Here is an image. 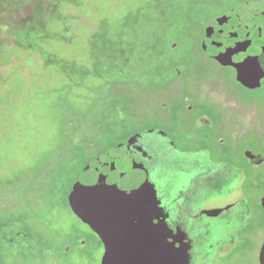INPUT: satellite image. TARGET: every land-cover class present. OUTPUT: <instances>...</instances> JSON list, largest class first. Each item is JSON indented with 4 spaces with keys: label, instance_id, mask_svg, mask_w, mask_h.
<instances>
[{
    "label": "rangeland",
    "instance_id": "obj_1",
    "mask_svg": "<svg viewBox=\"0 0 264 264\" xmlns=\"http://www.w3.org/2000/svg\"><path fill=\"white\" fill-rule=\"evenodd\" d=\"M239 1L0 0V264H100L99 238L68 204L74 180L89 160L152 125L147 115L162 87V67L203 64L200 22L217 23L215 16ZM204 63L213 73L210 86L225 79L238 99L258 102L254 113L263 111L256 136L248 130L229 157L244 175L247 216L236 246L215 263L259 264L264 164H246L242 150L264 156V86L244 89L227 70ZM190 81L192 91L204 93ZM176 119L173 133L185 147L188 137ZM203 148L212 153L211 145ZM23 210L41 220L42 240L31 235L23 243L11 219ZM234 210L213 218L222 237Z\"/></svg>",
    "mask_w": 264,
    "mask_h": 264
},
{
    "label": "flooded vegetation",
    "instance_id": "obj_2",
    "mask_svg": "<svg viewBox=\"0 0 264 264\" xmlns=\"http://www.w3.org/2000/svg\"><path fill=\"white\" fill-rule=\"evenodd\" d=\"M237 3L238 6L215 16L217 23H211L210 19L200 22L199 50L206 58L204 62L227 70L242 88L255 91L264 86V4L253 0H240ZM178 61L182 62L180 58ZM191 61L184 65L181 63V68L162 67V87L153 105L149 102L151 107L147 117L152 118V125L127 136L132 137L144 130L158 132L163 136V143L172 146L167 150L168 153L165 150L161 154L164 157L170 156L172 161H177L182 156H200L210 163L209 168L215 167V170L205 172L208 175L195 179L193 191L176 200L179 207L183 206L193 217L189 231L191 264H215L236 246L239 229L247 216L243 210L244 175L231 163L229 157L248 130L256 136L261 125L259 114L263 111L254 113L251 105H259L258 102L238 99L235 96L237 92L225 84V79L221 80V86H210L208 81L213 73L207 72V65L204 62L197 65L196 61ZM192 77L198 87H204V93L192 91ZM220 95L226 99L225 103L215 102L214 99ZM260 107L264 110V105ZM176 118L181 120L179 123L183 136L188 137L185 147L178 144V138L173 133L179 126ZM129 137L121 139L119 143ZM209 145L212 146V153L203 148ZM248 154L252 155L251 158ZM242 155L246 164L252 167L264 164L263 154L257 151L244 148ZM217 194L225 196L226 206L232 205L235 208L234 216L226 221V228L221 229L224 230V236L229 232L227 237L220 236L221 232H217L219 228L213 225L216 216L201 212L205 201L212 200L211 197ZM263 198L264 194L260 196L259 204L264 208ZM231 207L220 213L229 211ZM232 223L234 227H228Z\"/></svg>",
    "mask_w": 264,
    "mask_h": 264
},
{
    "label": "water",
    "instance_id": "obj_3",
    "mask_svg": "<svg viewBox=\"0 0 264 264\" xmlns=\"http://www.w3.org/2000/svg\"><path fill=\"white\" fill-rule=\"evenodd\" d=\"M162 140L155 131L137 132L88 161L74 180L68 204L99 238L100 264H191L193 217L176 200L215 167L200 156L164 157L172 146ZM220 195L201 212L217 217L231 207ZM215 202L223 207L210 209ZM258 257L264 264V241Z\"/></svg>",
    "mask_w": 264,
    "mask_h": 264
},
{
    "label": "trees",
    "instance_id": "obj_4",
    "mask_svg": "<svg viewBox=\"0 0 264 264\" xmlns=\"http://www.w3.org/2000/svg\"><path fill=\"white\" fill-rule=\"evenodd\" d=\"M192 51L193 49L188 48V52L192 53ZM22 201L24 202L23 199ZM23 202L19 201L18 205H20ZM11 219H12V223L18 224L20 230L18 235L22 236L23 243H28L29 239L31 238L30 237L31 235L33 237L36 236L39 240L43 239V231L42 228L40 227L41 220L38 219V216L33 217L32 215L29 217L28 213H26L23 210L21 215L15 214L14 217H11ZM4 226H5V222L0 221V228H3ZM0 251H3V249L0 248Z\"/></svg>",
    "mask_w": 264,
    "mask_h": 264
}]
</instances>
